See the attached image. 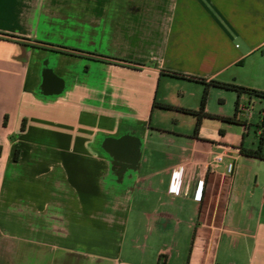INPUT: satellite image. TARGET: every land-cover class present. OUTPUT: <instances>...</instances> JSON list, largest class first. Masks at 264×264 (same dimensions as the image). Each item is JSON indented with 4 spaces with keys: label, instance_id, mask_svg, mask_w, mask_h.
I'll use <instances>...</instances> for the list:
<instances>
[{
    "label": "crops",
    "instance_id": "obj_1",
    "mask_svg": "<svg viewBox=\"0 0 264 264\" xmlns=\"http://www.w3.org/2000/svg\"><path fill=\"white\" fill-rule=\"evenodd\" d=\"M262 55L264 0H0V264H264L241 95L196 133L165 89Z\"/></svg>",
    "mask_w": 264,
    "mask_h": 264
},
{
    "label": "rangeland",
    "instance_id": "obj_2",
    "mask_svg": "<svg viewBox=\"0 0 264 264\" xmlns=\"http://www.w3.org/2000/svg\"><path fill=\"white\" fill-rule=\"evenodd\" d=\"M264 55H262V58ZM245 78L248 83H257L259 86L264 87V77L254 82L251 78H254L249 69H245ZM171 84L167 86L166 91H170L176 101H183L189 103H197L199 104L201 101V96H195V93H199L201 90L203 92L204 83H196L192 81H188L185 77H180L174 75L173 78L169 79ZM251 88H257L255 86H248ZM209 102L212 103L214 109H217L220 103V99L223 101V109L230 115L235 113L236 109V101L238 100V94L230 89L214 87L209 92ZM239 103L242 106L251 107V116H248L244 113H241L242 119H248L251 123L250 132L246 134L248 144L258 145L260 141V135L258 131L264 128L262 120L264 118L263 109H264V97L259 95L250 94L248 92L241 93L239 98ZM191 116V115H189Z\"/></svg>",
    "mask_w": 264,
    "mask_h": 264
},
{
    "label": "trees",
    "instance_id": "obj_3",
    "mask_svg": "<svg viewBox=\"0 0 264 264\" xmlns=\"http://www.w3.org/2000/svg\"><path fill=\"white\" fill-rule=\"evenodd\" d=\"M173 75L185 77V78H189V79H194V80H197V81L205 84V89H204V93L202 96L201 105H200L199 109L184 108L185 111H187L193 115H196L198 117L196 129H195L196 133H198V130L200 127L201 117L204 115L205 110H206L211 86H219L222 88L230 89V90L236 91L239 95H241V93H243V92H248L250 94H255V95H259L261 97H264V90H261V89L242 86V85H239L236 83H231V82H222V81H217V80L207 81L205 78H199V77L181 74V73H177V72H174ZM163 105H164V107H167V108L172 107V105H169V104H163ZM238 105H239V101H237V109H238ZM263 114H264V109H263ZM224 119L226 121L232 122V123L239 122L236 119V116L225 117ZM6 120H7V118L5 119V124H6ZM262 123L264 125V118L262 120ZM23 127H24V125H23ZM241 149H242L243 153H245L247 155L264 158V138H263V136L260 135V141H259L256 148H249V147L242 146Z\"/></svg>",
    "mask_w": 264,
    "mask_h": 264
},
{
    "label": "built area",
    "instance_id": "obj_4",
    "mask_svg": "<svg viewBox=\"0 0 264 264\" xmlns=\"http://www.w3.org/2000/svg\"><path fill=\"white\" fill-rule=\"evenodd\" d=\"M250 109H251V107H249V106H242V107H240L239 111H240V113H244V114H246L248 116H251ZM258 134L259 135H262L263 138H264V128L263 129H260L258 131ZM216 158H217L218 161L222 160V156L221 155H218ZM234 168H235V163L234 162H230L228 164V166H227L228 173H232L233 170H234ZM182 191L184 192L185 191V188H183Z\"/></svg>",
    "mask_w": 264,
    "mask_h": 264
}]
</instances>
